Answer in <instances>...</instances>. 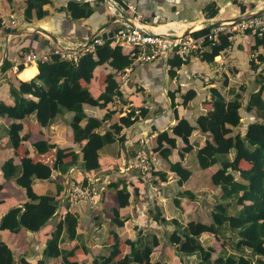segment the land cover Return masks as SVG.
Here are the masks:
<instances>
[{
    "label": "crops",
    "instance_id": "crops-1",
    "mask_svg": "<svg viewBox=\"0 0 264 264\" xmlns=\"http://www.w3.org/2000/svg\"><path fill=\"white\" fill-rule=\"evenodd\" d=\"M69 1L55 0L53 4L44 7L48 13L44 19L29 21L25 18V0H0V16L5 22V28L0 30V102L13 105L11 84L18 85L20 81H30L39 74L38 63L29 60L28 56L32 54L51 56L57 48L67 43L82 46L92 42L99 35L109 37L115 35L124 23H135V15L128 9V5L134 6L138 12L144 14V23L149 30L170 25L168 31L174 32L176 37L180 38L215 24L239 20L264 10V0H117L119 4L117 9L112 7L113 0H85L84 2H88L94 9V14L86 19L74 20L62 10ZM210 2L219 8L218 15L212 19L206 17L204 13V8ZM240 6H244L245 11H242ZM12 22L16 24L13 25ZM231 42L232 46L216 57L215 62L211 64L200 60L199 54L206 50L201 44L195 57L176 69L177 74L174 78L170 76L171 67L168 59L133 62L131 67L120 72L113 71L108 64L99 66L90 82L85 84L92 95L97 98L104 92L106 75L111 72L116 74L121 93V96H115L106 108L84 105L87 117L103 119L108 111L114 112L111 119L103 123L101 132L104 133L112 125L120 123V118L130 111H135L139 116L141 108H146L149 110L147 117L144 119L139 117L131 127H124L120 134L124 137L123 140L101 151L100 168L84 172L77 166L63 176L66 187L86 179L97 181L98 196L93 204L71 203L63 200V197L57 213L42 230L37 233H30L25 229L19 233L0 230V241L9 246L17 259L23 256L32 264H37L43 258L46 243L58 223L69 213L78 219V237L73 240L65 239L60 247L69 251L79 246L81 249L77 252L76 259L79 262L91 263L96 257L107 253L106 243L109 242L110 232L116 230L112 219L115 216L114 210H117L119 217L125 221L124 226L117 229L122 240H135L139 231L145 234L156 233L162 244L155 249L153 259H164L167 264H182L175 249L167 245L164 236L165 226L158 224L150 212L155 213V206H158L167 220L171 218L170 216L172 218L176 216L185 219V226L189 222L210 224L211 211L220 196V190L210 185V177L217 171L218 166L205 171L199 168L196 154L205 145L206 135L194 131L190 137L193 151L183 158L179 150L174 149L169 157V162H181L184 168L192 173L189 180L180 187L177 184L178 176L170 171L169 163L159 153H151L156 147L153 137L176 124L169 96L171 93L180 91L176 93L175 100L180 119L197 118L202 108L208 109L202 102L210 100L209 88L217 87L220 90L229 88L231 82L221 79L225 73L229 80H232L228 67H235L232 74L235 73L237 83L253 84L255 72L249 69V66L255 61L257 64L261 63L264 69V45L253 50L256 44V36L253 33L237 35ZM130 50L131 48L123 47L125 54L131 55ZM4 64H8L6 70L3 69ZM21 67L23 69H20ZM29 70H33L34 75L29 78L22 77V74ZM225 81L228 86L224 84ZM189 90H195L197 98L184 107L181 97ZM72 117L73 114L66 113L56 118L48 127H43L36 115L23 121L0 116V223L11 209L21 207L28 201L23 189L4 179L3 163L13 158L16 164L28 160L42 162L53 168L56 152L39 154L35 149V143L41 140L57 145L60 149L81 153V145H77L73 139L70 126ZM13 123L23 125L24 140L17 151L12 147L8 137V129ZM85 123L84 121L83 125ZM143 139L153 159V167L156 169L154 172L166 173L167 179L162 180L160 175H154L151 180L144 182L139 172L131 167L137 153L143 148L141 145ZM179 146L183 148L185 145L180 142ZM60 175V172L54 171L52 180L36 181L33 185L34 192L38 196L55 193V180ZM120 176L128 183V189L132 194L130 205L125 208L119 207L117 196L108 189V185L116 182ZM235 178L240 180V174ZM182 191L193 193L196 199L192 201L186 197L182 198L181 207L178 208L173 200ZM202 241L206 245L213 244L218 251L221 248V243L210 234H204ZM129 250L128 246H124L120 258ZM55 263L53 259L48 260V264Z\"/></svg>",
    "mask_w": 264,
    "mask_h": 264
},
{
    "label": "trees",
    "instance_id": "trees-1",
    "mask_svg": "<svg viewBox=\"0 0 264 264\" xmlns=\"http://www.w3.org/2000/svg\"><path fill=\"white\" fill-rule=\"evenodd\" d=\"M55 0H25V18L29 21H40L48 13L46 5ZM245 11L244 6H240ZM62 10L74 20L86 19L94 14V9L88 2L70 0ZM206 17L212 19L219 13L218 6L210 2L204 8ZM5 28V22L0 16V30ZM213 26L191 34L194 38H204L202 47L206 50L199 54L200 60L206 63L215 62V58L232 46L231 32L218 34V40L211 39ZM247 33H251L248 31ZM114 36V35H113ZM256 36L253 50L264 45V37ZM103 45L95 46L94 51L87 52L77 62L51 55L48 61H38L39 74L30 81H20L18 85L11 84L10 93L13 105L0 102V116L23 121L36 115L43 127H48L53 121L66 113L73 114L70 126L73 139L81 145V153L64 150L46 140L35 143L39 154L55 151L54 167L42 162L22 160L16 164L9 159L3 163L2 171L6 181L13 182L23 189L28 201L21 207H14L1 220L0 230L19 233L22 229L30 233L42 230L48 221L57 213L62 197L67 190L63 176L70 169L80 167L84 172L100 168L101 151L107 146L121 142L123 128L131 127L139 117L146 118L149 110L141 108L139 116L130 111L120 118V123L114 124L104 133L103 123L111 119L114 112L108 111L103 119L87 117L84 105L106 108L115 96H121L116 74L106 75V87L103 93L95 98L85 85L93 78L95 70L108 64L113 71L120 72L133 65V57L123 52L120 45L112 46L107 35ZM111 37V36H110ZM263 61V57L260 58ZM185 63L178 54L168 59L171 67L170 76L176 77V69ZM251 70L255 72L254 82L242 84L239 90L230 88L229 95L217 87L208 89L210 100L202 103L208 109H201L197 118H179L176 110V93H171V107L174 109L176 124L153 137L156 147L151 153L159 155L169 163L170 171L178 176L177 184L182 187L191 177L190 170L184 168L181 162L171 163L169 157L174 149H178L182 157L193 151L190 137L194 131L206 135L205 145L197 151L199 168L205 171L218 166L210 177V185L220 190L217 204L211 211V223L189 222L182 225L178 219L167 220L158 206L153 219L165 226V239L168 246L175 249L182 264H264V69L255 61L251 62ZM8 64H4L6 70ZM20 69H23L22 67ZM34 75L33 70L26 71L22 77ZM228 86L227 81L224 83ZM251 86V88H250ZM182 105L187 107L197 98L195 90H189L182 95ZM86 122L83 125V122ZM246 127V133L242 130ZM22 123H13L8 129V137L12 147L17 151L24 140ZM184 143L180 147L179 143ZM54 171L61 175L55 180L56 192L38 196L33 189L36 181H50ZM240 174V181L235 176ZM162 180L167 179L166 173L154 172ZM85 183L86 180L84 181ZM1 189V186H0ZM118 198L120 208L130 205L131 192L128 183L119 177L116 182L108 185ZM194 201L196 196L189 191L179 192L174 198V204L181 207V199ZM112 223L116 230L110 232L112 242L106 243L107 253L96 257L91 263L79 262L76 259L79 246L67 251L60 246L65 239H76L78 219L67 213L58 223L43 251V258L37 264H167L165 260H154L153 253L162 244L156 233L139 231L135 240H122L117 229L124 226L125 221L114 210ZM204 234L212 235L221 243L218 251L213 244L206 245L202 241ZM128 246L129 252L120 258L123 247ZM87 251V250H86ZM216 256V257H215ZM0 264H32L27 258L17 259L9 246L0 241Z\"/></svg>",
    "mask_w": 264,
    "mask_h": 264
},
{
    "label": "built area",
    "instance_id": "built-area-1",
    "mask_svg": "<svg viewBox=\"0 0 264 264\" xmlns=\"http://www.w3.org/2000/svg\"><path fill=\"white\" fill-rule=\"evenodd\" d=\"M91 1V0H86ZM112 7L117 9L119 4L117 0L111 1ZM128 9L134 14L133 24L124 23L123 27L108 40H111L112 46L120 45L121 47L131 48V56L134 62H151L157 59H169L173 54H178L183 62H188L191 54H197L204 38H194L191 35L187 37H176L174 32L159 30H149L144 21L143 15L136 10L132 5H128ZM13 25L16 22H12ZM248 31L264 37V15L249 18L239 22L229 21L222 23L220 26H213L211 30V39L218 40V34L231 32V39L237 35L246 34ZM107 39L102 36L95 37L92 42L79 46L75 43H67L64 46L57 48L53 54L59 55L63 59L77 62L78 59L92 52L97 45H103ZM48 54H32L28 56L31 61H48ZM143 148L137 153L135 160L132 163V168L137 170L142 178L151 180L154 176V163L147 149L146 141L141 140ZM147 180V182H148ZM85 183L75 182L69 184L63 200L71 203L87 202L93 204L98 196L97 181L86 179Z\"/></svg>",
    "mask_w": 264,
    "mask_h": 264
},
{
    "label": "rangeland",
    "instance_id": "rangeland-1",
    "mask_svg": "<svg viewBox=\"0 0 264 264\" xmlns=\"http://www.w3.org/2000/svg\"><path fill=\"white\" fill-rule=\"evenodd\" d=\"M142 14V13H141ZM143 15V17H144V14H142ZM192 57H195L194 56V54H191L190 55V59L192 58ZM234 68L235 67H228V71H229V73H230V75H231V78H232V80H229V77H228V75L227 74H225L224 73V75L225 76H223L221 79H222V81L225 79V80H227L229 83L231 82V84L229 85V88L227 89H225V88H222L223 90H224V94L226 95V96H228L229 95V90H230V88L232 89V88H236L237 90H239V87H240V85L241 84H239V83H237V81H236V77L234 76L235 75V73L234 74H232V72H233V70H234ZM249 69H251V67L249 66ZM223 86V85H222ZM246 127L242 130V132H243V134H245L246 133ZM156 170V169H155ZM238 175V174H237ZM236 175V176H237ZM142 180L145 182V181H147L148 180V178H142ZM241 180V179H240ZM158 196H159V193L157 194ZM171 218H169L168 220H172L173 218H175L176 216H174L173 218H172V216H170ZM178 217H176V219H177ZM180 219V220H179ZM178 221L182 224V225H184V221H185V219L183 218V217H179L178 218Z\"/></svg>",
    "mask_w": 264,
    "mask_h": 264
},
{
    "label": "water",
    "instance_id": "water-1",
    "mask_svg": "<svg viewBox=\"0 0 264 264\" xmlns=\"http://www.w3.org/2000/svg\"><path fill=\"white\" fill-rule=\"evenodd\" d=\"M79 1L80 2H84L85 0H79ZM261 15H264V10H261L259 12L254 13V14H251V15H248V16H246L244 18H240L239 20H235L234 22H239V21H242V20H247L249 18L256 17V16H261ZM221 24L222 23H218V24H215L213 26H220ZM187 35H188V33H187Z\"/></svg>",
    "mask_w": 264,
    "mask_h": 264
},
{
    "label": "bare ground",
    "instance_id": "bare-ground-1",
    "mask_svg": "<svg viewBox=\"0 0 264 264\" xmlns=\"http://www.w3.org/2000/svg\"><path fill=\"white\" fill-rule=\"evenodd\" d=\"M170 25H164V26H161L159 27V30L161 31H166L168 28H169ZM173 28V27H172ZM184 28V27H183ZM180 29V28H179ZM169 30V29H168ZM178 30V29H177Z\"/></svg>",
    "mask_w": 264,
    "mask_h": 264
}]
</instances>
